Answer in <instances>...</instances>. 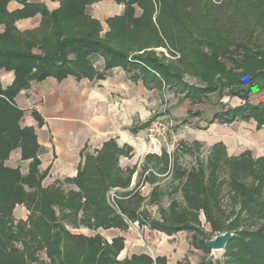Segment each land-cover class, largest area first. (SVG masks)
Listing matches in <instances>:
<instances>
[{
  "label": "trees",
  "instance_id": "trees-1",
  "mask_svg": "<svg viewBox=\"0 0 264 264\" xmlns=\"http://www.w3.org/2000/svg\"><path fill=\"white\" fill-rule=\"evenodd\" d=\"M10 1L21 7L9 11ZM97 1L61 0L58 8L48 11L29 0H0V70L14 74L9 86L0 84V264H192L186 256L176 263L145 254L117 260L121 237L103 243L97 235L72 234L65 228L62 221L75 220L79 211L80 222L93 227H125L127 218L167 234L188 231L190 245L205 253L211 251L206 239L230 231L222 259L200 264H264V157H253L249 150L229 156L219 142L211 147L205 165L176 168L182 201L172 200L159 209V219L122 203L117 211L107 203L109 187L128 182L118 167L121 149L113 141L95 156L85 155L75 178L41 186L40 148L33 128L20 124L22 111L13 98L47 76H103L94 69L91 54L104 59L105 69L121 66L132 78L164 83L192 96L226 89L242 101L221 105L209 123L251 117L264 122V0H114L124 9L107 19L102 37L101 24L86 12ZM137 8L142 10L139 15ZM36 13L41 15L36 28H16L17 20ZM153 47H167L179 57L170 61ZM182 74L202 85L182 83ZM251 95H257L256 102ZM16 148L22 160L30 159L26 174L5 165ZM62 183H73L77 190L66 191ZM19 203L29 209L24 221L13 216ZM200 213L210 226L208 232Z\"/></svg>",
  "mask_w": 264,
  "mask_h": 264
},
{
  "label": "crops",
  "instance_id": "crops-1",
  "mask_svg": "<svg viewBox=\"0 0 264 264\" xmlns=\"http://www.w3.org/2000/svg\"><path fill=\"white\" fill-rule=\"evenodd\" d=\"M29 1L43 4L48 11L58 8L61 2ZM20 7L21 4L16 1H10L7 5L9 11ZM88 8L89 11L86 12L102 26V37L108 30L107 19L121 15L124 6L114 0H99ZM40 20V13H36L17 20L15 26L20 31L31 30L39 25ZM3 30L4 26L0 24V33ZM90 59L94 69L103 76L76 78L68 75L61 79L47 76L41 81L31 82L29 87L20 90L13 98L22 111L20 124L33 128L40 148L37 169L39 173H44L41 186L46 188L63 182L64 179L75 178L84 163L85 155L95 156L105 143L113 141L121 149L118 167L128 182L109 187L106 192L107 203L110 205L108 192L114 188L117 195L116 208L110 205L112 208L119 211V203H122L130 209L146 211L150 219H159L161 207L158 206V198L162 191L158 177L168 173L170 166L175 169L185 168L179 161L171 162L163 154H144L142 143L136 137L142 134L144 125L158 109L157 102H160L164 94L165 85H158L148 79L132 78L131 73L121 66L105 69L104 59L98 54H91ZM13 78L12 71L0 70V84L3 88L9 86ZM16 150L18 158L22 160L20 149ZM244 150L238 149L233 154L231 151L229 155H238ZM227 151H230L228 146ZM23 161L27 163L26 174L30 159ZM175 179L180 180L177 176ZM62 184L66 191L77 190L73 183ZM56 213L59 214L58 209ZM28 215L29 209L24 204L15 205L13 216L16 221H24ZM80 216L81 211L75 220L70 217L67 221L63 220L65 228L72 234L86 237L97 235L103 243H111L113 238L121 237L123 248L119 251L117 260L145 254L152 259L164 256L167 263H176L186 256L194 264L188 257L190 243L184 237L177 236L185 231L167 234L151 228L149 224H139L137 220L130 223L127 218H124L125 227H93L80 222ZM135 222L141 229L140 233L131 226ZM111 231L115 234L109 235ZM150 232L153 238L147 235ZM142 247L148 251L141 249ZM152 249H155V255H152ZM45 257L47 258L46 254Z\"/></svg>",
  "mask_w": 264,
  "mask_h": 264
},
{
  "label": "rangeland",
  "instance_id": "rangeland-1",
  "mask_svg": "<svg viewBox=\"0 0 264 264\" xmlns=\"http://www.w3.org/2000/svg\"><path fill=\"white\" fill-rule=\"evenodd\" d=\"M88 7L89 5L87 8ZM86 10L89 11V8ZM141 11L142 10L139 8L136 9V13H141ZM204 23L205 22L202 21L199 24L203 26ZM153 50L161 52L163 56L170 61H175V59L179 57L178 53L173 54L167 47H153ZM182 77V83L196 86L202 85L192 76L182 74ZM163 87H165L164 94L161 96L160 102H157L158 109L155 110V113L150 119L157 116H163L164 118L169 119L172 123V132H175L180 136V146L175 149L170 156L164 151V145L161 148V154L168 157L171 162L179 161L181 163L180 165L185 169L195 167L198 163L205 165L211 147L219 142L224 144L226 151L228 146L230 149V151H227L228 155L231 151L233 154L238 149H245L249 150L253 157H264V122L258 124L252 117L249 119L239 118L230 123H220L218 121L212 123L207 122V119L210 118L212 112L220 109L221 105L228 107L242 103L238 97L231 96L226 89L218 94L211 92L206 96H192L190 92H177L176 90H179V88L171 89L168 88L167 85ZM250 98L252 101L256 102L257 95H251ZM199 112L201 114H198ZM16 149H13L10 152L5 161V165L10 168H19V171L22 174H25L27 163L18 158L19 154ZM168 169V173H164L162 176L158 177L159 188L162 191L161 197L158 198V206L163 209H165L172 200L177 202L182 201L180 190L182 182H180L181 180L175 179V167L170 166ZM61 215L62 213L60 212V217ZM151 215H153V213H151ZM71 218L73 219V217ZM199 219L202 228L207 232L210 231V226L205 221L203 214L200 213ZM135 224L136 223L131 226H133L135 231L140 233L141 229ZM110 233L111 234L109 235L115 234L114 231H111ZM147 235L153 238L151 232ZM177 236L184 237L185 240L190 243L192 233L185 231L179 233ZM141 249L148 251V249L144 247ZM152 250V255H155V249ZM223 251L215 252L211 250L210 252L205 253L201 249L190 246L188 257L194 264H200L201 261L222 259ZM39 256L41 259L48 261L44 252H40Z\"/></svg>",
  "mask_w": 264,
  "mask_h": 264
},
{
  "label": "built area",
  "instance_id": "built-area-1",
  "mask_svg": "<svg viewBox=\"0 0 264 264\" xmlns=\"http://www.w3.org/2000/svg\"><path fill=\"white\" fill-rule=\"evenodd\" d=\"M172 130L171 121L163 116L149 119L142 134L136 137L142 143V152L144 154L152 152L161 154V148L164 145V151L170 156L180 146V136L172 132ZM116 197L117 195L113 188L108 192V200L110 205L115 208ZM129 222L132 223L131 221Z\"/></svg>",
  "mask_w": 264,
  "mask_h": 264
},
{
  "label": "water",
  "instance_id": "water-1",
  "mask_svg": "<svg viewBox=\"0 0 264 264\" xmlns=\"http://www.w3.org/2000/svg\"><path fill=\"white\" fill-rule=\"evenodd\" d=\"M232 233L225 231L205 240V245L215 252H222L226 243L230 240Z\"/></svg>",
  "mask_w": 264,
  "mask_h": 264
}]
</instances>
